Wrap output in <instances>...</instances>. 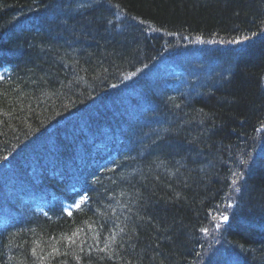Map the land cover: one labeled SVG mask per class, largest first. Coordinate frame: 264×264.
Segmentation results:
<instances>
[{
    "label": "trees",
    "instance_id": "16d2710c",
    "mask_svg": "<svg viewBox=\"0 0 264 264\" xmlns=\"http://www.w3.org/2000/svg\"><path fill=\"white\" fill-rule=\"evenodd\" d=\"M263 151L264 0H0V264H264Z\"/></svg>",
    "mask_w": 264,
    "mask_h": 264
},
{
    "label": "bare ground",
    "instance_id": "6f19581e",
    "mask_svg": "<svg viewBox=\"0 0 264 264\" xmlns=\"http://www.w3.org/2000/svg\"><path fill=\"white\" fill-rule=\"evenodd\" d=\"M146 30V28H142V30L141 31H145ZM128 35H130V36H135L136 34H135V32L134 31H132V30H128V33H127ZM140 40V38L138 39V40H136V41H139ZM262 45V44H261ZM150 46L152 47L153 46V43L152 44H150ZM185 126H186V128L188 129L189 128V126H188V124H185ZM190 129V128H189ZM257 168H259V169H257V170H259L260 172L262 171V170H264V151L262 152V154H261V158H260V162H259V166H257ZM188 170H191V168H187Z\"/></svg>",
    "mask_w": 264,
    "mask_h": 264
},
{
    "label": "rangeland",
    "instance_id": "374dc122",
    "mask_svg": "<svg viewBox=\"0 0 264 264\" xmlns=\"http://www.w3.org/2000/svg\"><path fill=\"white\" fill-rule=\"evenodd\" d=\"M88 1H89V0H88ZM77 4H78V3H77ZM87 6H89V5H86V6H84V7H87ZM80 8H81L80 11H82L83 8H82V7H80ZM73 12H75V11L73 10V8H71V10H69V12H68V14H69L70 17L73 16ZM96 21L99 23V22H100V18H99V19H96ZM125 22H128V20H126ZM98 26H100V23H99Z\"/></svg>",
    "mask_w": 264,
    "mask_h": 264
},
{
    "label": "snow or ice",
    "instance_id": "6c2138e0",
    "mask_svg": "<svg viewBox=\"0 0 264 264\" xmlns=\"http://www.w3.org/2000/svg\"><path fill=\"white\" fill-rule=\"evenodd\" d=\"M223 219H224V220H228V217H227V216H224Z\"/></svg>",
    "mask_w": 264,
    "mask_h": 264
}]
</instances>
